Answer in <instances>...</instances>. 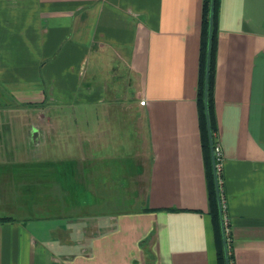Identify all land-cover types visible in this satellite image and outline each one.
Returning <instances> with one entry per match:
<instances>
[{
	"label": "crops",
	"instance_id": "obj_1",
	"mask_svg": "<svg viewBox=\"0 0 264 264\" xmlns=\"http://www.w3.org/2000/svg\"><path fill=\"white\" fill-rule=\"evenodd\" d=\"M202 13L203 0H0V182L21 172L4 165L37 164L24 126L49 148L72 120L74 147L50 148L43 162L47 188L61 182L85 203L86 175L104 185L99 167L123 148L117 132L144 189L138 209L90 220L0 214V264H220L196 100ZM215 24L211 105L230 261L264 264V0H218ZM102 59L123 68L121 87L99 78ZM39 106L81 114L7 115Z\"/></svg>",
	"mask_w": 264,
	"mask_h": 264
},
{
	"label": "rangeland",
	"instance_id": "obj_2",
	"mask_svg": "<svg viewBox=\"0 0 264 264\" xmlns=\"http://www.w3.org/2000/svg\"><path fill=\"white\" fill-rule=\"evenodd\" d=\"M98 63L96 69L100 73L99 78L106 80V82H112L113 76L115 75L117 77L116 87H121L123 68L120 67L118 70L114 69L115 63L108 64L106 59H102ZM104 70H108V72L104 73ZM112 70L115 71L111 72ZM50 111L52 112L51 115H59L60 117L68 116L74 118L81 114L76 108L56 109L55 111L49 110L48 113L45 106H39L23 107L22 109L16 110L13 109V111L10 113L8 112L7 115H21L24 118L29 116L42 118L43 116L50 114ZM86 114L94 116L93 108H87ZM71 121L66 125H63V123H59L58 125L66 126L67 128L69 126L72 127V125H70ZM28 127V125L27 127L24 126L22 130L24 139L23 143L30 148L32 153H36L37 164L34 165L35 168H30L28 171L25 164L4 165V168L7 167L5 169L11 170L18 167L19 169L16 170L21 171L19 176L23 172L21 169H24V173L21 175L23 176L22 178L19 177L18 174L13 175L11 172V176L9 175L8 179L6 178L4 181L0 182L1 215L6 214L19 218L76 217L83 218V220H90L93 218L107 217L110 214L120 211L135 210L141 206L144 189L137 187V184L134 181L138 177H142V173H138V175L135 176L140 164L135 162L137 156H131L130 149L124 148L125 145H122L123 139H120L119 135L115 136L117 132L112 135L113 139H111V141L114 142V145L117 146V148H119V143L123 148L113 151V154L116 155L117 152V155L114 157L112 164L105 166L103 161V164L99 167L100 171L98 174L103 178L100 180L104 181V185H95V171L91 176L89 174L86 175V178H92L89 179V181H86L85 189H79L80 192H82V190L83 192H86V202L84 203L82 202L83 197L80 196L81 194L76 195V197L73 198L68 195V193H65L63 187L57 186L58 184L61 185V182H56V187L48 186L47 188L45 172H42V170L45 169V163L43 162H45L46 155L50 148H54L55 153H59L62 150L64 151V149L67 150L68 144L74 147L72 142V138L74 137L73 134L66 128L65 131L71 135L60 136V139L57 140V147L55 144L54 147L48 148L45 143L39 142L38 145L36 144L35 137L38 136H34L33 134L29 136ZM16 140L18 141V138L15 136V133L9 136L6 140L7 147H13L14 142L17 143ZM36 156L33 157L35 160ZM30 158L31 157L29 156V159ZM32 173L33 175H31ZM36 173L40 174V177H38V174ZM28 175H31L29 180H27L29 178Z\"/></svg>",
	"mask_w": 264,
	"mask_h": 264
},
{
	"label": "trees",
	"instance_id": "obj_3",
	"mask_svg": "<svg viewBox=\"0 0 264 264\" xmlns=\"http://www.w3.org/2000/svg\"><path fill=\"white\" fill-rule=\"evenodd\" d=\"M217 4L218 0H214V8H213V20H212V32H211V47H210V60H209V73H208V90H207V102H208V113H209V121L211 132L213 136V143L214 139V122H213V113H212V105H211V78H212V71H213V51H214V37H215V21H216V11H217ZM208 13H209V0H203V13H202V24H201V37H200V70H199V79L197 85V93H196V100L199 109V117H200V134H201V145L204 153V160L206 165L207 171V178H208V197L209 200L214 207V221L216 222V226L219 225V216H218V206L216 201V193H215V186L212 174V166H211V157H210V149H209V142H208V134H207V127H206V118L204 113V103H203V88H204V70H205V57H206V45H207V28H208ZM220 172L218 171V178H219V185L220 182ZM222 195V194H221ZM226 228V238L227 244H229V231L228 226L225 225ZM218 237V260L220 264H225L224 261V253H223V246H222V238L221 233H217ZM228 258L231 264V255L229 254L228 249Z\"/></svg>",
	"mask_w": 264,
	"mask_h": 264
},
{
	"label": "water",
	"instance_id": "obj_4",
	"mask_svg": "<svg viewBox=\"0 0 264 264\" xmlns=\"http://www.w3.org/2000/svg\"><path fill=\"white\" fill-rule=\"evenodd\" d=\"M213 8H214V0H209L207 45H206V57H205V70H204L203 103H204V113H205V118H206V127H207L208 142H209V149H210L212 174H213V180H214V186H215L216 201H217V206H218V216H219V225H220L221 238H222L224 261H225V264H230L229 258H228V244H227V238H226L222 198H221L219 178H218V173H217V168H216V160H215V155L213 151L214 143H213V136H212L211 127H210L208 102H207Z\"/></svg>",
	"mask_w": 264,
	"mask_h": 264
},
{
	"label": "built area",
	"instance_id": "obj_5",
	"mask_svg": "<svg viewBox=\"0 0 264 264\" xmlns=\"http://www.w3.org/2000/svg\"><path fill=\"white\" fill-rule=\"evenodd\" d=\"M213 151H214V155H215L216 168H217V173H218V171H219L218 163L221 160V150H220V146L218 143L213 144ZM225 230H226V228H225Z\"/></svg>",
	"mask_w": 264,
	"mask_h": 264
}]
</instances>
